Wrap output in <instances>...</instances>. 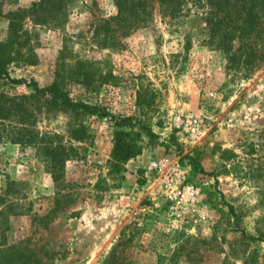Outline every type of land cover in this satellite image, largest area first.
<instances>
[{
    "label": "rangeland",
    "instance_id": "obj_1",
    "mask_svg": "<svg viewBox=\"0 0 264 264\" xmlns=\"http://www.w3.org/2000/svg\"><path fill=\"white\" fill-rule=\"evenodd\" d=\"M38 2L0 0L10 77L43 88L59 73L73 100L154 136L133 128L141 153L110 175L114 122L84 116L92 144L74 143L78 156L61 168L73 203L49 213V159L12 143L0 122V195L10 190L17 213L0 217V244L31 249L41 264H264V63L248 74L228 69L201 11L174 19L155 11L126 33L111 20L113 0H61L45 12ZM1 92L31 90L0 81ZM68 120H38L35 129L65 134ZM153 161L184 172L173 200L147 177Z\"/></svg>",
    "mask_w": 264,
    "mask_h": 264
},
{
    "label": "trees",
    "instance_id": "obj_2",
    "mask_svg": "<svg viewBox=\"0 0 264 264\" xmlns=\"http://www.w3.org/2000/svg\"><path fill=\"white\" fill-rule=\"evenodd\" d=\"M113 3L117 12L111 20L120 23L126 33L148 24L155 11L163 19L201 11L207 42L222 52L228 69L248 74L264 63V0H113ZM36 6L40 12H45L50 8H61V0H39ZM9 56L5 48L0 49V81L24 85L31 93L1 92L0 122L7 123L10 128L12 143L38 147L37 154L49 159L48 167L56 185L54 208L49 213H56L73 203L70 195L62 190L64 176L61 168L67 160L78 156L79 148L74 143L92 144L93 135L82 121L84 116H108L114 122L113 148L107 162L110 175L121 174L124 164L141 153L138 143L141 133L133 132V128H139L148 137L154 136L140 122H133L128 117L116 118L99 105L73 100L65 88L64 77L59 73L51 85L43 88L35 81L11 78L7 72ZM59 115L69 118L63 125L65 134L36 131L38 120L51 121ZM49 141H54L55 146L48 147ZM192 165L196 172V165ZM8 191L4 190L0 195V207H3L0 217L4 213L17 214L16 205L8 200ZM0 264L41 263L31 249L0 244Z\"/></svg>",
    "mask_w": 264,
    "mask_h": 264
},
{
    "label": "built area",
    "instance_id": "obj_3",
    "mask_svg": "<svg viewBox=\"0 0 264 264\" xmlns=\"http://www.w3.org/2000/svg\"><path fill=\"white\" fill-rule=\"evenodd\" d=\"M183 173L177 166L153 161L147 166V177L152 175L154 181L158 178L157 187L160 188L169 200H173L180 193V187L185 181ZM193 191V187L183 188V191Z\"/></svg>",
    "mask_w": 264,
    "mask_h": 264
}]
</instances>
